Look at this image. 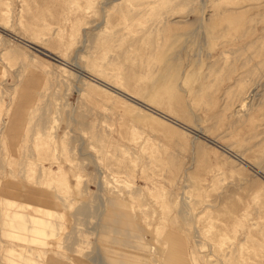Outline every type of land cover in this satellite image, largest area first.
<instances>
[{
  "label": "rangeland",
  "instance_id": "374dc122",
  "mask_svg": "<svg viewBox=\"0 0 264 264\" xmlns=\"http://www.w3.org/2000/svg\"><path fill=\"white\" fill-rule=\"evenodd\" d=\"M0 264H264V0H0Z\"/></svg>",
  "mask_w": 264,
  "mask_h": 264
},
{
  "label": "water",
  "instance_id": "95a60500",
  "mask_svg": "<svg viewBox=\"0 0 264 264\" xmlns=\"http://www.w3.org/2000/svg\"><path fill=\"white\" fill-rule=\"evenodd\" d=\"M37 47V46H36ZM129 97V96H128ZM130 99H132V100H134L133 98H131V97H129ZM134 101H136V100H134Z\"/></svg>",
  "mask_w": 264,
  "mask_h": 264
}]
</instances>
